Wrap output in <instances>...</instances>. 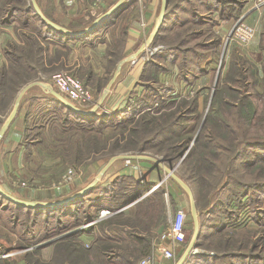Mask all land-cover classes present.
Here are the masks:
<instances>
[{"label": "rangeland", "instance_id": "374dc122", "mask_svg": "<svg viewBox=\"0 0 264 264\" xmlns=\"http://www.w3.org/2000/svg\"><path fill=\"white\" fill-rule=\"evenodd\" d=\"M36 1L55 22L85 29L118 0ZM31 5L32 0H0V128L26 84L41 81L54 88L53 78L61 73L76 77L93 95L85 109H95L99 118L91 123L107 119L110 125L92 127L61 107L53 109L51 93L35 84L23 95L22 106L32 94L45 99L26 103L0 141L1 189L19 199L55 201L90 185L112 156L138 154L145 147L142 154L171 166L192 188L199 224L210 220L216 226L211 228L221 222L231 227L230 242L222 238L203 245L221 257L218 264L232 254L245 258H235V264H264V232L247 229L264 224V143L240 149L244 142L264 141V3L168 0L173 10L160 25L162 0H135L108 24L107 34H97L107 38L105 48L48 32ZM244 21L256 27L246 45L231 39ZM131 36L133 48L127 46ZM69 41L79 45L67 46ZM135 52L137 58L123 63L111 85L113 98L98 106L119 61ZM85 61L90 62L78 66ZM131 71L124 89L119 81ZM42 107L40 118L30 117ZM19 118H25L20 134ZM183 141L179 156L176 146ZM141 163L117 159L93 192L54 207L23 206L0 191V264H137L144 257L138 261L128 246L103 238H110L104 227L111 223L98 215L103 210L115 215L134 198H141L138 208L145 206L148 191L156 197L152 203L161 212V228L170 227L179 209L186 211L191 242V194L157 162L151 164V185H144ZM177 192L187 195L185 207L174 203ZM160 193L166 195L168 213ZM208 207L215 209L213 216L205 214Z\"/></svg>", "mask_w": 264, "mask_h": 264}, {"label": "crops", "instance_id": "0c3cea01", "mask_svg": "<svg viewBox=\"0 0 264 264\" xmlns=\"http://www.w3.org/2000/svg\"><path fill=\"white\" fill-rule=\"evenodd\" d=\"M111 26H108L106 24H102L99 28L95 29V31L92 32V35L96 36L97 39L96 38L93 40H90V38L81 39V41H83L81 43H83V46L87 45V46L93 47V46L98 45V46H104L103 48H105V46L108 44L107 38L105 39L104 36H98L97 34L100 35L103 32L105 34H107V31L110 30ZM76 31H78V30H76ZM64 32L68 33L66 31H64ZM91 38H92V36H91ZM134 43H135V39H133L132 36L129 37V44L127 46L133 48ZM66 45L71 47L72 45H79V44H76L75 41H69V42H67ZM75 47H79V46H75ZM133 54L136 55V52ZM88 62H90V61H85L84 63H79L78 66L80 67L81 65L87 64ZM123 65H122V68H123ZM132 74H133L132 71L129 73H125L121 77L118 85L119 86L122 85L123 88L125 89L126 88L125 85L129 83L130 78H132V76H133ZM118 75H117V77H118ZM117 88H116V90H117ZM43 90L45 92H50L49 90H47L45 88ZM113 96H114L113 89L112 90L110 89V91L107 94V96L105 97V99L107 98V100H109V99L113 98ZM116 98H115V100H116ZM32 99H34V102H35V100L40 101L42 99H45V97H43L40 94H32V96L30 98L26 99L25 104H23V106H22V109H24L25 106H27L26 103H29L30 101H32ZM48 101L51 102L50 104L54 106L53 109H59V107L62 108L61 105L58 106V104L54 103L53 99H48ZM99 102H97V103H99ZM98 106H101V105H98ZM36 109L37 110L31 114V116H30L31 118L32 117H39V118L41 117L39 115L41 114L40 111L43 110V107L42 108H36ZM45 110H46V108H45ZM106 111H110V110L108 109ZM112 111H115V108L112 109ZM112 111H110V112H112ZM98 115H102V114H98ZM23 120H25V118L24 119L19 118L18 120H16L17 124L15 127H16V131L19 134L21 133V128L23 127ZM20 150H22L21 147H20ZM137 160H139V159H137ZM140 161L145 162L144 164L141 163V166L139 167L140 168V171H139L140 175H143L144 178L146 179L143 181V183H144V185H149V184L151 185L152 179L150 178L151 177V175H150L151 169L150 168H151V164L156 163V162L152 161V160H147V159H141ZM114 163H115V161L112 163V165ZM112 165H110V166H112ZM118 169L119 168H117L115 171L117 172ZM155 172H157V171H155ZM153 193L154 192L148 191L146 193V195L143 197V199H144L147 196L145 201L149 200V202H148L149 204L145 203V206H141L138 208L137 204L138 205L140 204L139 201L141 200V198L140 199L134 198L131 202H129L125 206L117 209V212L115 213V215L113 214V215L109 216L108 214L102 215L101 213H99L98 219H101V221H103V220L106 221L108 218V222L110 221V223H111L110 227L107 225L104 227V231L110 234V238H106L103 236L102 237L105 239H110L113 243L119 244V247L128 246L131 250L130 253L132 254V257L137 259V260L138 259L140 260V258L148 256V257H151L153 264H176L178 262V260L182 257V255L185 253L189 244L191 243V242L188 243L187 229L184 230V233H183L181 239L178 241L177 247L175 248L176 257L173 259L164 257L162 255V252H161L159 246L160 245H166L168 243L167 239L163 238V234L166 231V229H164L163 227L161 228V224H160L161 220H159V216L161 215V212L159 215L157 213L155 207L153 206L152 201L153 200L156 201V197H154L155 199H152V197H151V196H153ZM160 195L162 196L163 212L168 213L169 203L167 201L166 195L161 194V193H160ZM182 195L184 196L185 194L182 192H177V194H174V203L177 206H179V208L185 207L186 203H187V199H188L187 195H185L184 197H182ZM189 198H190V202L192 203V196L189 195ZM102 209H105V208H102ZM165 209H166V211H165ZM198 215H199V211H198ZM125 218L127 221H121V220H125ZM108 222H102V223L104 224V223H108ZM211 227H213V226H211V224H209V223H206L205 225L200 223V232L196 238L197 246L195 247V250L193 251V253L188 255L185 258V261L183 264H218V262L221 260L220 259L221 257H219V255H217V253L213 249H210V248L207 249L203 245L208 243V242L214 241V240H220L222 238L225 240H228V242H230L231 237H230V235H228L227 232H228V230H231V227L227 226V227H223L221 229H214ZM247 229H253L255 231H258V233H260V231L264 232V224H262V225H258V224L251 225V226H248ZM247 229H245V230H247ZM161 234H162V237H161ZM97 238H99V233L97 235ZM229 247H230V244L227 245L226 249H228ZM118 256L119 257L123 256V254L120 253ZM236 256H237L236 254H232V257H230V256L225 257V263L224 264H235L236 263L235 258L238 260V258L240 259L242 257V255H239L240 257L239 256L236 257ZM242 258H244V257H242ZM240 260H243V259H240ZM239 262L241 263V261H239ZM240 263H237V264H240Z\"/></svg>", "mask_w": 264, "mask_h": 264}, {"label": "water", "instance_id": "95a60500", "mask_svg": "<svg viewBox=\"0 0 264 264\" xmlns=\"http://www.w3.org/2000/svg\"><path fill=\"white\" fill-rule=\"evenodd\" d=\"M124 0H118L110 9H108L107 11H105L100 17L96 18L95 20H93V22L86 27L85 29L82 30H71L68 29L66 27H64L63 25L49 19L40 9L38 3L36 0H32L33 5L36 9V11L38 12L39 16L49 25L62 30V31H66L70 34L73 35H77V34H84L90 31H94L95 29L99 28L104 22L105 20L111 15L113 14L118 8L119 6L122 4ZM167 2L168 0H162V7H161V12H160V25L162 24V22L165 19V11L167 8ZM160 25H158L155 29V31L151 34L152 37L155 36L156 32H158L160 30L161 27H159ZM139 52V51H137ZM136 52V53H137ZM137 55V54H136ZM135 54H132L128 57L123 58L122 60L119 61L116 71L113 74V76L111 77L110 81L108 82L107 86L104 88L102 96H101V100L100 102H102L105 97L107 96V94L110 91L111 85L115 82L117 75L119 74L121 67L123 65L124 62H126L127 60L130 59H134V57L136 56ZM35 84H39L42 85L45 89L49 90L52 94H54L56 97H58L59 99H61L68 107H70L72 110L74 109V111L80 112V113H87V112H94V110H87L85 108L82 107H77L75 106L73 103H71L66 97H64L61 93H59L57 90H55L53 87H51L50 84H46L44 82L41 81H34V82H30L28 84H26L22 90L20 91L19 95L16 98L15 101V106L13 108V110L11 111L10 115L8 116V118L3 122L2 127L0 128V141L3 139V137L5 136V133L7 132V130L9 129V127L11 126L13 120L15 119L20 104H21V99L23 97V95L25 94V92L32 86H34ZM99 102V105H101V103ZM185 155V154H184ZM184 155H182V158L185 157ZM117 159H126V160H130V159H147V160H152L155 161L157 163H159L161 165V167H163V169L170 174V176H173L181 185H183L190 193L192 196V203H191V211H192V215L194 218V222H195V234L193 237V240L191 241V243L189 244L188 248L186 249L185 253L182 255V257L178 260V262L176 264H183L185 261V258L192 254L193 251L195 250V247L197 246L196 243V238L199 235L200 232V224H199V220H198V210H197V204H196V200L195 197L193 195L192 192V188L183 180L181 179L177 174L174 173V171H172V167L171 166H165L162 162L159 161V159L155 156H151V155H146V154H118V155H114L112 156L107 163L105 164V166L101 169L100 173L97 175L96 179L87 187H85L84 189L75 192L72 195H68L67 197H63L60 199H57L55 201H44V202H39L38 201H34V200H24V199H19L16 198L12 195H9L7 193H5L1 187H0V191L5 194L8 198H10L13 201L18 202L19 204L23 205V206H57V205H61L64 203H70L73 200L77 199L78 197L87 194L92 187L99 181V178L106 172V170L110 167V165L116 161Z\"/></svg>", "mask_w": 264, "mask_h": 264}, {"label": "built area", "instance_id": "2783aa9c", "mask_svg": "<svg viewBox=\"0 0 264 264\" xmlns=\"http://www.w3.org/2000/svg\"><path fill=\"white\" fill-rule=\"evenodd\" d=\"M260 3H264V0H259ZM256 32V27L247 24L245 21L241 22L236 30L234 31V36L232 40L236 39L239 43L246 45L254 36ZM54 88L71 101L74 105L82 108H88L91 102H94L93 95L89 93L86 86L81 83L76 77L70 74L61 73L53 78ZM170 176L169 173H166ZM110 211H102V215L108 214ZM187 213L184 209H179L173 216L172 222L169 228L163 234V238L167 239L168 243L166 245H160V250L162 255L167 258H175V248L178 245V241L181 239L186 223ZM137 264H153L151 257H144Z\"/></svg>", "mask_w": 264, "mask_h": 264}, {"label": "trees", "instance_id": "16d2710c", "mask_svg": "<svg viewBox=\"0 0 264 264\" xmlns=\"http://www.w3.org/2000/svg\"><path fill=\"white\" fill-rule=\"evenodd\" d=\"M135 1V0H134ZM133 0H125L124 2H122V4L119 6V8L113 13V14H111L106 20H105V22L103 23V24H106V25H110V24H113L114 22H113V20H115L114 18H116V16H118V14H120L121 13V11L125 8V7H127L129 4H130V2H134ZM215 9V8H214ZM29 10H32L33 12H34V14H36L37 15V17L41 20V23H42V25H45L46 26V29H47V31L48 32H55L56 34H59V35H61L64 39L66 38V39H86V38H91V36H92V32H94V31H90V32H87V33H84V34H78V35H73V34H69V33H65L64 31H62V30H59V29H57V28H55V27H53V26H51V25H49L48 23H46L40 16H39V14H38V12L36 11V9H35V7H34V5H33V2H32V5H31V7H30V9ZM171 10H173V8L171 9V8H169V7H167V10H166V13H165V19H168L169 17H170V15H169V12L171 11ZM225 10V9H224ZM45 14H46V16L49 18V19H51V20H53V21H56L55 20V18L54 17H52L50 14H48V13H46L45 12ZM97 18V17H96ZM96 18H94V19H92L86 26H84L83 28H85V27H87V26H89L92 22H93V20H95ZM58 23V22H57ZM69 29H71V30H79V29H82V28H73V27H71V28H69ZM167 57L169 56V57H173L172 56V53L170 52V53H168L167 52V54H165ZM4 74H5V70H4ZM50 96V99H53V102L54 103H56V104H58V106L59 105H61L62 106V108L64 109V110H66L69 114H74V115H76L79 119H81V120H84V119H86L87 120V123H91L93 120H94V117H95V115H96V112H94V114L92 113V114H85V113H80V112H77V111H74V110H72L70 107H68L61 99H59L58 97H56L54 94H50L49 95ZM20 109L22 110V104H20V107H19V110H18V113H19V111H20ZM48 108H46V110H47ZM123 111V110H122ZM114 112H116V110L114 111ZM17 113V114H18ZM116 113H118V112H116ZM16 117H17V115H16ZM15 117V118H16ZM95 118H99L98 116L97 117H95ZM107 120V119H106ZM105 120V122L103 123V121L101 122V121H97L96 119H95V122L97 121V122H100V123H98L97 124V122L96 123H91V125L90 126H92V127H100V126H94V125H101V124H106V125H110V123H109V120L108 121H106ZM114 120H115V122L117 121V118H114ZM14 121V120H13ZM13 123V122H12ZM174 124H176V123H173L172 124V126L174 125ZM4 138V137H3ZM200 136H199V138L197 139V144H198V142L200 141ZM185 141V143H187L188 142V139H186V140H184ZM184 141L182 142V144H179L178 146H176V148L178 149V155L180 156L181 154H179V152L181 151L180 149L182 148V146H184ZM263 144L264 143V141H262V140H260L259 142H254V143H249L248 141L247 142H244V145L240 148L241 150H243V149H246L247 148V146H254V144ZM189 144V143H188ZM145 147H143V149H142V151H141V153H138V154H142V153H144V151H145ZM238 150L237 152V155L240 153V151L241 150ZM184 150H182V152H183ZM182 152H180V153H182ZM195 152H196V147H194L193 148V152H192V155H194L195 154ZM170 162V161H169ZM227 182H228V180H227ZM99 186V182H97L93 187H92V189L88 192V193H91V192H93L94 191V189L96 188V187H98ZM86 195V194H85ZM83 196V195H82ZM133 200V199H132ZM132 200H130V201H127L126 203H122L121 204V206L120 207H122V205H126V204H128L129 202H131ZM197 201V200H196ZM28 207H34V206H28ZM214 211H215V209H213L212 207H208L207 208V210H206V215H211V216H213V214H214ZM206 223H210V220H209V222H203L202 224L203 225H205ZM215 224H213L212 226H214ZM220 225H222L220 228H217V229H221V228H223V227H225L226 225H225V223H223V222H221L220 223ZM219 225V226H220ZM214 227H216V226H214ZM104 250H103V252L104 251H106V246H104V248H103ZM194 256V255H193Z\"/></svg>", "mask_w": 264, "mask_h": 264}, {"label": "bare ground", "instance_id": "6f19581e", "mask_svg": "<svg viewBox=\"0 0 264 264\" xmlns=\"http://www.w3.org/2000/svg\"><path fill=\"white\" fill-rule=\"evenodd\" d=\"M76 35V34H75ZM78 35V34H77ZM135 59L137 58V57H134ZM135 59H133V60H135ZM76 106V105H75ZM78 107V106H77ZM74 110V109H73ZM87 113H91V112H87ZM54 207V206H53ZM107 212V210H105V213Z\"/></svg>", "mask_w": 264, "mask_h": 264}]
</instances>
